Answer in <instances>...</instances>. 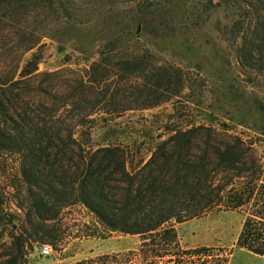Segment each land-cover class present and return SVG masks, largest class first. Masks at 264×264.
<instances>
[{
	"label": "trees",
	"instance_id": "16d2710c",
	"mask_svg": "<svg viewBox=\"0 0 264 264\" xmlns=\"http://www.w3.org/2000/svg\"><path fill=\"white\" fill-rule=\"evenodd\" d=\"M35 1L53 22L94 17L74 15L68 0H0V169L7 176L0 208L13 198L20 232L3 264H21L26 240L61 243L64 214L76 206L104 232L139 238L134 251L78 264H227L221 250L184 247L178 229L215 210L243 215L238 247L264 256V161L249 156L242 139L203 126L162 132L164 141L159 135L131 142L117 127L97 126L99 116L134 110L117 111L120 103H150L171 91L177 72L139 88L121 76L110 83L100 62L83 76L37 73L38 56L25 59L44 38L25 25L24 11ZM216 1L243 12L239 59L255 76L264 73V0ZM67 75L73 79L63 90Z\"/></svg>",
	"mask_w": 264,
	"mask_h": 264
},
{
	"label": "rangeland",
	"instance_id": "374dc122",
	"mask_svg": "<svg viewBox=\"0 0 264 264\" xmlns=\"http://www.w3.org/2000/svg\"><path fill=\"white\" fill-rule=\"evenodd\" d=\"M68 1L74 15L94 17L78 25L67 20L53 22L45 5L36 1L24 11L25 25L44 37L40 48L25 56L26 61L38 56L37 73L68 69L83 76L100 62L107 67L110 83L121 76L128 86L139 88L165 71L171 75L177 72L179 78L171 91L150 101H159V106L144 110L150 104L147 101L120 103L117 111L124 107L134 110L118 112L113 118L99 116L97 126L117 127L119 137L126 142L159 135L164 141L169 130L203 126L227 139H242L252 150L248 155L264 161V73L255 76L239 59L245 40L243 30L238 33L237 22H243V12L218 5L216 0ZM72 77L62 79L61 89ZM199 140L203 148L204 140ZM6 178L0 169L2 186L7 184ZM7 196L2 207L6 213L0 217V264L8 259L20 235L19 211L13 198ZM243 222L240 213L215 210L178 229L186 248L221 250L227 264H264V256L238 247ZM62 224V240L55 247L26 240L21 264H78L123 255L139 246L138 237L104 232L79 206L65 212ZM96 230L98 236L88 237ZM43 245L50 246L51 257L40 255Z\"/></svg>",
	"mask_w": 264,
	"mask_h": 264
},
{
	"label": "built area",
	"instance_id": "2783aa9c",
	"mask_svg": "<svg viewBox=\"0 0 264 264\" xmlns=\"http://www.w3.org/2000/svg\"><path fill=\"white\" fill-rule=\"evenodd\" d=\"M39 253L43 258H49L52 256V250L48 245L41 246L39 249Z\"/></svg>",
	"mask_w": 264,
	"mask_h": 264
},
{
	"label": "water",
	"instance_id": "95a60500",
	"mask_svg": "<svg viewBox=\"0 0 264 264\" xmlns=\"http://www.w3.org/2000/svg\"><path fill=\"white\" fill-rule=\"evenodd\" d=\"M6 213L5 209L0 208V217H2Z\"/></svg>",
	"mask_w": 264,
	"mask_h": 264
}]
</instances>
